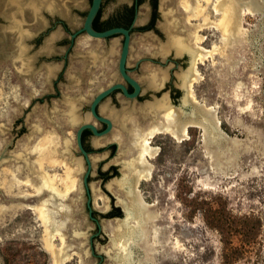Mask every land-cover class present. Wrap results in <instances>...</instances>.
I'll use <instances>...</instances> for the list:
<instances>
[{"label": "water", "instance_id": "1", "mask_svg": "<svg viewBox=\"0 0 264 264\" xmlns=\"http://www.w3.org/2000/svg\"><path fill=\"white\" fill-rule=\"evenodd\" d=\"M261 1L264 2V0ZM63 2L66 6L67 0H60V3ZM112 4V0L106 1L105 8H110ZM167 4V0H162L163 7H170ZM181 4L185 14L182 15V25L179 30H185V32H169L172 26L169 20L181 16L169 18L165 15L164 29L168 33L166 44L162 46L159 43L136 44L137 40L143 39L140 36H134L130 43L128 28L118 26L105 30L94 29L92 21L100 8L101 0H91L83 19H81L82 13L76 14V17L80 19L78 24L81 26L73 36L84 33L79 34L75 39V46L65 70V78L57 83L60 95L53 96L50 100L37 99L45 92L52 91L54 85L49 79L41 77L17 79L12 75L9 78H0V211L21 208L34 214L53 264L57 261L55 256L61 260L72 258L76 264H162L150 214L146 202L139 194V184H137L149 140L158 132H177L185 127L187 131V128L192 125L189 123L195 106L205 111L209 110L193 101L189 92L197 65L198 0H181ZM27 23L33 24V19ZM116 33L123 35L120 50L119 47L113 48L114 44L108 45L109 50L106 49L101 44V40ZM168 47H173L175 55L187 53L189 57L184 59L187 63L179 62L177 66H174L172 61L164 62L161 57L169 53ZM109 53L111 54L104 62H96L98 58L105 57ZM159 53H162L161 57H158ZM147 57L158 58L162 63L152 62ZM127 68L135 79L127 73ZM51 69L49 67L48 72ZM86 72L89 74L85 75L84 84L81 90H78L77 87ZM115 72H118L122 79L132 86V92L127 91L124 83L113 81ZM169 72L173 75L170 82L182 90L178 103L173 102V105L167 108L165 106L168 104L166 92L156 95L163 99L161 103L153 101L154 99L146 95L141 99L146 100L143 104L136 103V98L140 94V83L143 88L156 85L162 87L164 76ZM96 89L99 90L92 95L89 117L88 110L83 107L80 99L87 97L86 94ZM114 89H120L123 95V98L120 97V107H116L119 110L104 105L108 102L106 98L100 104L99 112H105L109 117L103 116L96 111V106ZM151 97L154 98L155 95ZM211 113L213 111H209V114ZM86 116L106 123V128L102 132H97L91 123H83L76 128V145L85 155L88 164L83 180L91 166L96 168L99 163L104 166L108 161L102 160L99 154H92L91 164L81 146L82 130L89 128L95 135H103L110 131L113 122L115 130L107 140L114 139L119 144V149L111 159L114 163H119L120 174H117L114 179L116 177L120 179L109 182L106 186L115 196L119 190L123 192L121 200L124 209L121 216L123 220L112 222L103 221L101 218V223L97 221L106 236L101 233L100 238L93 239L95 255L91 253L87 237L88 230L93 227V224L88 221L84 213L83 189L80 184L82 160L78 155L70 157L66 153L67 141L70 145L73 141L71 138L73 128H69L68 132L60 136L50 126L46 127V121L51 119H67L75 123ZM157 116H161L160 120ZM147 120L148 127L142 133H132V130L127 132L128 126L140 130L142 123ZM213 124L215 132L221 134V138H225L226 134L218 125L216 126L214 119ZM22 125L26 127L23 133ZM37 126H44L47 129L45 132L53 133V137L48 135L36 142L37 137L32 138V131ZM34 133L36 134V130ZM62 141L61 148L56 146L51 148V143ZM94 174L93 170L92 175ZM89 184L92 190L93 207L105 213L106 210L103 209L108 198L106 193L100 189L94 177L89 180ZM133 187H136L134 189L137 191V196ZM89 200L87 204L90 213Z\"/></svg>", "mask_w": 264, "mask_h": 264}, {"label": "rangeland", "instance_id": "2", "mask_svg": "<svg viewBox=\"0 0 264 264\" xmlns=\"http://www.w3.org/2000/svg\"><path fill=\"white\" fill-rule=\"evenodd\" d=\"M205 15L219 18L209 5ZM199 34L198 45L215 49L197 64L193 98L215 110L225 142L207 145L197 125L179 140L155 135L150 145L158 150L146 160L151 177L139 181V194L157 228L162 264H264V11L246 12L227 43L216 28ZM209 207L246 222L247 236L231 235L226 248L203 216ZM42 237L28 210L0 211V264L3 255L7 264H52Z\"/></svg>", "mask_w": 264, "mask_h": 264}, {"label": "flooded vegetation", "instance_id": "3", "mask_svg": "<svg viewBox=\"0 0 264 264\" xmlns=\"http://www.w3.org/2000/svg\"><path fill=\"white\" fill-rule=\"evenodd\" d=\"M106 1L110 0H101L100 8L93 18L92 26L96 30H105L120 26L129 29L130 43H132V38L134 36H140L143 39L137 40L136 44L143 42L154 45L159 43L162 44V46H165L168 33L167 30L164 29L166 22L165 15H168L169 18L172 16H181L180 18L172 20L168 19L172 25L169 32H185V30H179L182 25V15L185 14L181 0H167V5L170 7H163L162 0H112V6L110 8H105ZM90 2L91 0H67V5L65 6L64 2L60 3V0H1L0 78H9L12 75L17 79H31L34 77L49 79L54 85L52 91L45 92L44 95L38 97L37 99L39 101H43L44 98L50 100L51 97L60 95L57 83L59 80L65 78V70L70 59L71 52L75 46V39L79 34L84 33H77L73 36V34L76 33L78 28L81 26L78 24L80 19L76 17V14L82 13L83 17L81 19H83ZM31 3H33L32 6L30 5ZM60 9L64 11L62 12ZM30 19H33V24L27 23ZM101 41V44L108 50L110 47L108 45L111 44H114L113 48L119 47L120 50L123 35L121 33L112 34ZM168 49L169 53L166 56L161 57L162 53H159L158 55V57L164 59V62L172 61L174 66H177L179 62L182 64L187 63V61L184 60L189 57L187 53L184 52L180 55H175L173 47H168ZM110 54L111 53L107 54L105 57H101L100 59L98 58L96 62H104ZM147 58L152 62L162 63V61L158 58ZM93 63H95V61ZM49 67L52 68L50 72H48ZM127 73L134 78L129 72V69ZM87 74H89V72L83 74L80 85L78 84L79 86L77 87L78 90H81L82 85L84 84V77ZM114 74V82L120 81L125 84L128 92L133 91L132 86L126 83L118 72H115ZM172 77L173 75L171 72H169V74L166 73L162 87L156 85L155 87L143 88V85L140 83V94L136 98V103L143 104L146 101L141 100L144 95L154 99L153 101L161 103V100L163 99L156 96L160 92H166L165 95L168 99V104L165 106L167 108L168 106L170 107L173 105V102L178 103L182 90L179 87H175L170 82ZM98 90L99 89H96L91 93L89 92L86 94L87 97L80 99L83 107L88 110L87 116L89 117L90 101L92 99V95H94ZM151 95H155V97L152 98ZM120 97L123 98L120 89L112 90L97 104L96 111L100 113V104L105 101L106 98H108V102L104 103V105L107 107H113L115 110H119V108L117 109L116 107H120ZM100 114L109 117V115H106L105 112ZM87 116L83 119L77 120L75 123H72L67 119H51L46 121V127L50 126V128H53L56 134H59L60 136H63L66 132H68L69 128H73L71 136L73 141L71 145L67 141L68 149L66 153L70 157L78 155L82 160L83 168L81 172L80 184L83 189L82 198L84 213L88 221L93 224V227L88 230L89 232L87 237L89 239L91 253L95 255L92 241L94 238H100L101 233L103 234V231L98 226L97 221L101 223V218H103V221H122L123 219L121 216H123L122 213L124 209L121 202L123 192L119 190V193L117 194L118 196H115L106 186L107 183L115 180L118 181L120 179L119 177L114 179L117 174H120L118 168L119 163H114L111 159L119 149V144L114 139L107 140V138H109L115 130L113 122L110 131L103 135H95L89 128H84L82 130L80 134L81 146L85 150L89 161L91 162L92 154H99L102 160L104 159L105 161H108L104 166H102V163H99L96 168H92L91 166L85 180H83L84 175L88 170V164L85 160V155L76 145V128L78 125L83 123L93 124L97 132H102L106 128V123L98 121L94 118L89 119ZM159 117L161 118V116H157L158 119ZM147 122L148 120L142 123L143 125L140 130L135 127L128 126L127 132H131L130 130H132V133H142L143 130L145 131L147 129L146 127H148ZM21 130L22 133L26 130L25 125L21 126ZM35 130L36 134L34 133ZM46 130L47 129L44 126H37V128L32 131V138L37 137L36 142H38L45 136L49 135L53 137V133H46ZM31 140L32 139H30V141ZM29 143L30 142H28V144ZM55 146L61 148L63 146V141L61 143H51L52 149ZM93 170L95 172L94 175H92ZM93 177L100 185V189L104 191L107 195L106 197H108L106 205L103 209L106 210L105 213H102V211L96 210L93 207L92 190L89 184V180ZM139 181L141 180H138L137 184H139ZM135 185L136 183L134 186ZM134 188L136 187H133V190L135 192V196H137V191H135L136 189ZM88 199H90V213L87 204ZM103 235L106 236L105 234Z\"/></svg>", "mask_w": 264, "mask_h": 264}, {"label": "bare ground", "instance_id": "4", "mask_svg": "<svg viewBox=\"0 0 264 264\" xmlns=\"http://www.w3.org/2000/svg\"><path fill=\"white\" fill-rule=\"evenodd\" d=\"M206 5H209V8L211 9V11L219 16L217 21L214 22V19H210L207 15H205ZM263 11H264V5L259 0H215V1L214 0H198V9H197L196 18L199 20L197 23L199 43L204 39V37L201 34H199V30L206 29V28L218 29L221 32L222 39L226 40V43H227L230 41L231 37L233 36L235 37L237 33L240 31V27L242 24V16L246 12L253 14V13H259ZM214 49H215L214 45L212 46L211 49H205L204 47L198 45L197 64L202 63L208 57H211L213 55ZM199 77L200 76L198 75V70H197V65H196V70H195V74H194V78L192 82L199 80ZM192 82L189 86V92H190L191 99L195 100V98H193L194 96L192 92ZM206 108H208L209 110L205 111L195 106L193 108V117L189 124L197 125L202 128L203 135L205 136V143L207 145H214V144L216 145V143L219 142V138L222 137V135L215 132L216 129L213 124V119L216 123V126L218 125L219 121L217 118H215L214 113L209 114V111H213L212 108L210 106ZM158 134L170 135L172 138L177 139V140L182 139V138H187L186 127L177 132L176 131H163V132L155 133L149 140V144H148V148L146 151V155H145V159H144V163H143V167L141 170L139 180H148L151 177V167H150L151 164L147 163L146 160L148 159V157H152L158 150L156 149V147H153L150 145L151 139L155 135H158ZM234 142L235 141H233V143ZM151 217L152 215H150V218ZM153 229H154L155 237L157 239V228L153 227ZM68 259L61 260L55 256V260H57L56 261L57 263L55 262V264H58L59 262L64 263Z\"/></svg>", "mask_w": 264, "mask_h": 264}, {"label": "trees", "instance_id": "5", "mask_svg": "<svg viewBox=\"0 0 264 264\" xmlns=\"http://www.w3.org/2000/svg\"><path fill=\"white\" fill-rule=\"evenodd\" d=\"M203 216L206 222L216 229L221 235V240L224 246L231 248V235L238 234L240 236H247L248 228L246 222L239 221L235 216L223 214L221 209L217 207H209L206 210L203 209ZM3 260L7 264V256L3 255Z\"/></svg>", "mask_w": 264, "mask_h": 264}]
</instances>
